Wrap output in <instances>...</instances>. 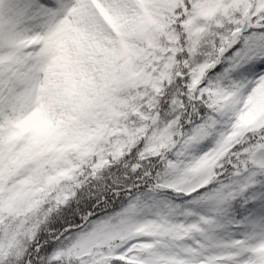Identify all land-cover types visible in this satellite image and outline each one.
Returning <instances> with one entry per match:
<instances>
[{
	"label": "snow or ice",
	"instance_id": "obj_1",
	"mask_svg": "<svg viewBox=\"0 0 264 264\" xmlns=\"http://www.w3.org/2000/svg\"><path fill=\"white\" fill-rule=\"evenodd\" d=\"M0 264H264V0H0Z\"/></svg>",
	"mask_w": 264,
	"mask_h": 264
}]
</instances>
